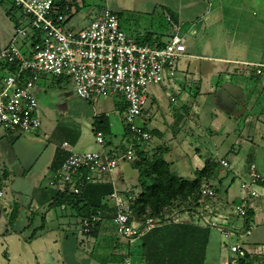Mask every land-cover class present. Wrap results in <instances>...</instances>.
Listing matches in <instances>:
<instances>
[{"label": "crops", "instance_id": "obj_1", "mask_svg": "<svg viewBox=\"0 0 264 264\" xmlns=\"http://www.w3.org/2000/svg\"><path fill=\"white\" fill-rule=\"evenodd\" d=\"M226 1L54 0V11H59L63 4L70 6L65 25L72 30H80L108 8L117 14L123 31L140 44L163 45L174 33L175 26L179 27L187 54L178 61L177 78L167 75L161 83L150 85L148 102L139 123L153 135L147 145L167 143L172 146L170 160L178 176L193 178L208 161L216 165L213 208L219 215L203 219L204 225L210 228L207 250L213 242L219 264H236L239 257L231 250L230 244L238 241L237 235L232 236V241L231 238L226 240L221 228L239 233L251 225L253 231L256 219L251 207L255 203L257 227L264 226V66L258 72V66L254 65L264 64V58L263 55L257 58V54L230 56L217 52L216 48L224 46L220 43L225 31L221 28L220 41L216 40L212 24L216 20L228 21L229 10L224 9L223 12L222 9ZM7 4L5 6L4 3L6 14L12 8L11 3ZM218 11L220 13L216 16ZM26 16L17 12L14 19L23 20L25 25L29 21V16ZM167 16L172 19L168 20ZM231 24L238 25L239 21ZM199 39L204 40L205 49L198 48ZM21 43L28 52L30 41L26 39ZM65 78L68 77L42 74L37 81L34 91L40 102L42 125L30 131L17 132L27 148V154L21 153L22 158L14 153L12 145L5 144L16 132L0 127V143L5 158L4 161L0 159V190H4L0 210L7 213V222L0 228V264H112L116 261L113 254L119 246L124 248L121 253L131 254L127 259L141 263V239L123 238L117 234L115 226L112 231L108 223H112L111 217H106L96 234L86 235L81 231V217H76L74 210L66 204L49 205L52 192L44 187L52 176L56 151L63 147L65 141L72 147L82 134L79 122H61L56 117L61 112L50 105V100L57 97L54 87H62ZM99 97L86 100L91 102ZM117 97L114 117L108 113H93L94 145L82 150L72 149H97L94 120L105 116L112 130L110 135L104 133L106 151L112 155L124 151L123 144L127 146L131 140L125 119L127 103L123 96ZM172 97L176 99L172 100ZM223 158L230 162L229 168L221 164ZM252 164L260 174L255 186L261 195L249 205V216L241 217L236 214L235 207L242 201L241 183L251 180ZM125 171L118 167L112 179H107L121 192L128 188L140 190L142 176L140 182L133 177L132 185L124 186ZM15 203L20 208V216L12 228L8 215ZM35 211L38 213L31 220ZM178 216L181 220L188 219L187 213ZM213 221L218 226H212ZM42 222L44 226L35 231ZM218 237L222 240L217 243ZM246 237L240 241L244 250L264 248V239L247 248Z\"/></svg>", "mask_w": 264, "mask_h": 264}, {"label": "built area", "instance_id": "obj_2", "mask_svg": "<svg viewBox=\"0 0 264 264\" xmlns=\"http://www.w3.org/2000/svg\"><path fill=\"white\" fill-rule=\"evenodd\" d=\"M14 1L29 16V21L16 26L10 42L0 48V127L10 132L41 127L40 102L34 88L42 74L71 77L81 98L90 100L94 96L121 95L127 103L125 119L132 137L121 154L112 155L106 151L105 135L100 129L95 130L97 149L77 151L69 142L63 143L70 153L53 171L49 184L60 190L67 186L79 194L91 182L112 179L122 159H135V144L152 139V133L138 119L144 114L150 85L161 83L167 75L177 78L178 61L187 54L184 38L175 26L174 33L163 45L140 44L123 31L117 14L108 8L84 28L72 30L65 25L70 6L56 12L54 0ZM167 19L172 18L167 16ZM26 39L30 41L28 52L21 43ZM254 65L258 66V72L264 66ZM220 162L224 167H230L227 159ZM259 177L252 164L251 180L241 183L242 201L235 207L236 214L241 217L246 216L253 199L261 195L255 186ZM202 191L214 194L208 183ZM3 195L1 189L0 198ZM137 195L132 188L121 192L114 187L106 200L116 211L111 220L117 234L132 241L157 226L155 217H140L134 210ZM105 219L99 209L81 218V231L86 235L93 234ZM211 225L218 226L215 221ZM252 229L250 225L245 231L235 233L221 228L226 240L237 235L238 241L230 244V248L238 257L246 252L240 241ZM124 264L141 263L126 259Z\"/></svg>", "mask_w": 264, "mask_h": 264}, {"label": "trees", "instance_id": "obj_3", "mask_svg": "<svg viewBox=\"0 0 264 264\" xmlns=\"http://www.w3.org/2000/svg\"><path fill=\"white\" fill-rule=\"evenodd\" d=\"M64 9L65 5L63 4L59 11ZM17 12L26 16L13 0L12 8L7 11V15L14 20L15 27L24 24L23 20L18 19L19 16L14 19ZM97 129L107 135L112 134L111 125L105 116L95 117L94 130ZM127 131L131 139L132 134L128 128ZM135 146L134 161L141 168L143 181L135 200L134 210L140 217L153 216L157 220V226L140 238L141 264H208L206 250L210 228L204 225L203 219L219 215L213 208L216 196L213 184V179L216 177V165L208 161L202 170L195 172L193 178H184L172 170L170 160L172 146L169 144L149 146L146 142H141L136 143ZM123 147L124 150L127 148L125 144ZM69 153L63 147L57 149L52 166L53 171L63 163ZM205 183H209L213 187L214 194L203 193L202 189ZM44 189L52 192V201L49 205L66 204L74 210L76 217L89 216L99 209L102 210L105 217H112L116 213L115 208L106 201L114 190L113 183L107 178L87 184L79 194L70 191L67 186L63 190H59L48 184ZM36 213L38 212L35 211L31 215V220ZM183 213L188 214L187 220L179 218L178 214ZM19 216L20 208L15 203L8 215L12 228ZM248 216L247 211L246 217ZM247 222H249L248 219ZM43 223L35 231L42 228ZM97 229L93 234H96ZM122 249L124 248L119 246L113 254L116 261H113L112 264H124L131 255L129 252L121 253ZM245 251V254L238 258L236 264H264V248L261 250L246 249Z\"/></svg>", "mask_w": 264, "mask_h": 264}, {"label": "rangeland", "instance_id": "obj_4", "mask_svg": "<svg viewBox=\"0 0 264 264\" xmlns=\"http://www.w3.org/2000/svg\"><path fill=\"white\" fill-rule=\"evenodd\" d=\"M8 2L12 4L13 0H0V45L2 47L8 44L15 29L14 20L6 14L4 9V3L6 6ZM226 2L227 3L223 5L222 9L223 12L225 11L224 9L229 10L227 14L228 21L224 22L223 20H216L215 23L212 24L214 26L213 33L216 35V40L220 41L219 34L220 32L222 33L221 28L225 31L223 34L224 38L220 43L224 46L223 48L222 46H219L220 48H216L217 52L222 55L230 56L257 54V58H260L262 55V58H264V0H227ZM219 13L220 11L216 12V16ZM234 18H236V20H234ZM237 21H239L238 25L231 24L233 22L236 23ZM213 29L211 28V30ZM199 41L198 48L205 49L206 44L204 43V40L199 39ZM62 85L63 86L60 88L54 87L53 92L57 95V97L50 100V105L52 108H55V110H59L61 112L60 115H56L58 120L61 122L68 120H72V122L76 120L79 122L78 127L81 129L82 134L79 140L74 142L72 147L79 150L91 147L95 143L93 129L91 127V118L93 113L95 111L108 113L111 117H114V109L118 107L116 100H118L119 97H117L118 95L108 97L100 96L99 99L94 98L91 102H89L84 98L82 99L78 95L74 81L71 77L65 78ZM63 104L66 106H63ZM1 141H3V138ZM3 153V146L2 143H0V159L2 161L5 160ZM119 168L126 170V183L124 186H131L133 177H135L137 182H140L139 179L142 176L141 168L137 166L134 160L128 161L122 159L119 163ZM135 191L139 192L140 190L137 189ZM251 211L256 219V227L250 234L246 235L247 237L245 236V245L247 248L253 246V243H257V240L261 241L264 239V226L257 227V203L252 205ZM6 220L7 213L4 211V213H0V228L5 225V222H7ZM108 223L113 231L114 225L109 221ZM245 237H243L242 240L245 239ZM221 238L218 237L217 243L222 240ZM230 240L232 241V237ZM217 243L216 246L218 245ZM206 252L209 264H219L217 252L216 249H214L213 242Z\"/></svg>", "mask_w": 264, "mask_h": 264}, {"label": "water", "instance_id": "obj_5", "mask_svg": "<svg viewBox=\"0 0 264 264\" xmlns=\"http://www.w3.org/2000/svg\"><path fill=\"white\" fill-rule=\"evenodd\" d=\"M14 137V138H12ZM11 138H8L6 141H5V144H8V145H12L13 147V150H14V153L19 156V158H22L21 156V153L23 154L24 152L26 153V149L25 146H24V141L21 140V138L19 137V133H13ZM25 148V149H24ZM4 151H8V148L7 149H4ZM27 154V153H26ZM12 180H14V178H12ZM9 186H11V184L9 183L8 184ZM12 187V186H11ZM1 211V210H0ZM2 213V211L0 212Z\"/></svg>", "mask_w": 264, "mask_h": 264}]
</instances>
